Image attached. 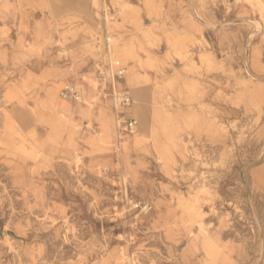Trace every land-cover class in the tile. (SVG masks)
Masks as SVG:
<instances>
[{"label": "rangeland", "instance_id": "obj_1", "mask_svg": "<svg viewBox=\"0 0 264 264\" xmlns=\"http://www.w3.org/2000/svg\"><path fill=\"white\" fill-rule=\"evenodd\" d=\"M0 264H264V0H0Z\"/></svg>", "mask_w": 264, "mask_h": 264}, {"label": "built area", "instance_id": "obj_2", "mask_svg": "<svg viewBox=\"0 0 264 264\" xmlns=\"http://www.w3.org/2000/svg\"><path fill=\"white\" fill-rule=\"evenodd\" d=\"M108 40H110V38H108ZM108 50H109V45L107 46ZM117 64H119V62H116ZM125 69L124 68H120L117 75L121 76L124 73ZM114 78V77H113ZM67 92L72 95V97L78 101L81 100V94L78 91H75L72 87L69 88V90L66 91V95ZM115 99L118 101L119 104H123V105H130L131 104V96L126 93V92H119L118 95H115ZM137 121L136 120H131V121H126L124 122L122 128L125 131H134L135 127L137 126ZM149 205L146 204L144 206L145 209H148Z\"/></svg>", "mask_w": 264, "mask_h": 264}, {"label": "bare ground", "instance_id": "obj_3", "mask_svg": "<svg viewBox=\"0 0 264 264\" xmlns=\"http://www.w3.org/2000/svg\"><path fill=\"white\" fill-rule=\"evenodd\" d=\"M116 91V90H115Z\"/></svg>", "mask_w": 264, "mask_h": 264}]
</instances>
